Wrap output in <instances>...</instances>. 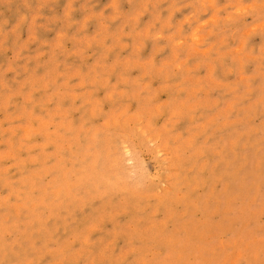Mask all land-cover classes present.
Here are the masks:
<instances>
[{
	"label": "rangeland",
	"instance_id": "374dc122",
	"mask_svg": "<svg viewBox=\"0 0 264 264\" xmlns=\"http://www.w3.org/2000/svg\"><path fill=\"white\" fill-rule=\"evenodd\" d=\"M0 264H264V0H0Z\"/></svg>",
	"mask_w": 264,
	"mask_h": 264
}]
</instances>
